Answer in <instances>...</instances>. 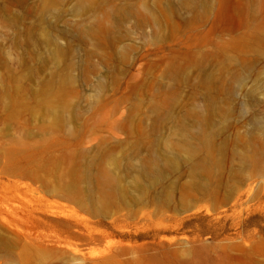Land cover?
Returning a JSON list of instances; mask_svg holds the SVG:
<instances>
[{
    "label": "rangeland",
    "instance_id": "374dc122",
    "mask_svg": "<svg viewBox=\"0 0 264 264\" xmlns=\"http://www.w3.org/2000/svg\"><path fill=\"white\" fill-rule=\"evenodd\" d=\"M0 264H264V0H0Z\"/></svg>",
    "mask_w": 264,
    "mask_h": 264
}]
</instances>
